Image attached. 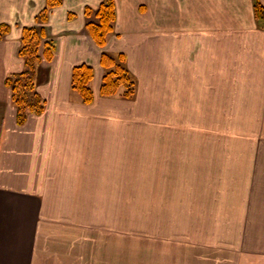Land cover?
<instances>
[{"label": "crops", "instance_id": "crops-1", "mask_svg": "<svg viewBox=\"0 0 264 264\" xmlns=\"http://www.w3.org/2000/svg\"><path fill=\"white\" fill-rule=\"evenodd\" d=\"M102 1L51 9L55 51L35 89L45 108L17 125L4 80L22 71L21 30L46 0H0V264H135L120 224L105 222L135 197L132 155L144 198L156 181L154 204L178 228L143 264H264V20L253 13L264 0H113L100 48L83 13ZM102 52L125 54L132 99L100 95ZM80 64L93 69L88 106L71 91Z\"/></svg>", "mask_w": 264, "mask_h": 264}, {"label": "trees", "instance_id": "trees-1", "mask_svg": "<svg viewBox=\"0 0 264 264\" xmlns=\"http://www.w3.org/2000/svg\"><path fill=\"white\" fill-rule=\"evenodd\" d=\"M61 0H46L45 5L35 17L36 26L21 30L17 54L23 59V69L17 74L5 77V86L11 94V102L16 110V123L23 125L28 115H40L44 108V100L36 92V75L42 62L50 63L53 59L55 45L46 32V24L51 9L58 7ZM257 22L264 20V6L255 3L253 8ZM86 23L84 29L93 42L103 48L106 40L113 32L115 23V7L113 0H103L96 10L85 7L83 13ZM72 19L73 15H68ZM9 26H0V42L3 41ZM100 65L104 69L99 87L102 97L113 96L130 100L136 92V81L131 76L125 54H107L102 52ZM93 69L89 65L80 64L72 69L71 91L77 93L83 105L91 104L93 92L90 83L93 80Z\"/></svg>", "mask_w": 264, "mask_h": 264}, {"label": "rangeland", "instance_id": "rangeland-1", "mask_svg": "<svg viewBox=\"0 0 264 264\" xmlns=\"http://www.w3.org/2000/svg\"><path fill=\"white\" fill-rule=\"evenodd\" d=\"M49 39L51 38L49 37ZM43 63L45 62H42L41 64ZM144 121H145L144 123L146 124L151 123V118L144 119ZM192 133H194L193 136H197V137L202 136L201 134L202 132H200V130H193ZM160 134L166 135L167 132L164 131ZM160 134H158L155 131L153 136L157 135L159 137ZM132 159H133V164H135L133 165L132 168L133 182H134L133 194H135V197L134 199L119 200L118 201L119 213H120L119 216L109 217L110 220H108L109 218L106 217L105 222L106 225L109 226H115L117 223L120 224L119 230L124 244L122 245L123 256H125V258H128L130 260H132V256H134V258L137 256L139 260H136L135 264H143L146 263V260H148L147 255L149 253L161 251L162 248L161 246H163V241L160 240V237L164 235L168 237V234L173 235L177 232L178 228L176 226L172 230L167 227L168 226L167 221L169 218L167 216L175 215V213H169V212L160 213L159 206L154 204L156 200L158 201L157 193H156L157 190L152 189L153 185H156L157 183L156 181H150L149 184L150 190L147 192L148 193L147 195L150 196L144 198L143 196L144 192L142 193V188L145 187V183L141 182V178H147V177L141 174L140 166L138 165L141 159L136 157V155H132ZM147 162H148L147 170L149 175L148 177L150 178V174L153 172L152 170L153 168L152 166H150V163L153 162V160L152 157H150V155ZM153 194H155L156 197H154ZM181 212L179 213V215L182 214ZM189 213L191 212L189 211ZM189 213H187V215H189ZM164 219H165L164 221L165 224L162 225ZM175 220H177V216L175 217ZM184 220H187V218L185 217ZM170 230H172L171 231L172 233L170 232ZM190 232L191 230L188 231V233ZM116 235L112 234V237L117 239ZM134 238H136L138 244L136 243ZM169 245H170L169 250L173 251L172 247L176 245L172 244L170 239H169ZM149 248L151 249V252L149 251Z\"/></svg>", "mask_w": 264, "mask_h": 264}]
</instances>
